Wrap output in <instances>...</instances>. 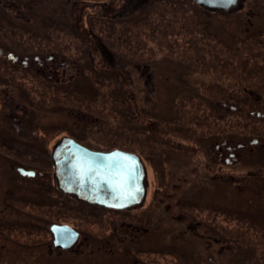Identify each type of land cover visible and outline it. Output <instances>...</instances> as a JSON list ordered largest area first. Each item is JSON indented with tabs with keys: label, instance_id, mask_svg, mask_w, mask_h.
<instances>
[{
	"label": "flooded vegetation",
	"instance_id": "obj_1",
	"mask_svg": "<svg viewBox=\"0 0 264 264\" xmlns=\"http://www.w3.org/2000/svg\"><path fill=\"white\" fill-rule=\"evenodd\" d=\"M150 1L153 0H106L93 1L90 5L95 14L126 23L131 21L132 14L143 12ZM260 1L264 0H239L226 10L204 7L208 15L218 13L219 19L215 20L213 15L210 21L196 19V26L231 50L218 36L227 31L228 20L224 16L242 17L235 29L234 38L240 43L237 48L243 47L245 38H255L261 44L264 2ZM59 2L70 3L73 8L79 0ZM57 4L58 1L47 0H0V8L2 5L9 12L5 17L0 16V264H264V166L260 158L264 157V137L261 135L235 138L222 132L212 133L209 126L197 132L190 125L187 131L193 140L184 141L186 138L181 137L182 142L169 143L172 134L165 135V129L160 127L156 133V144L160 146L155 155L157 168L137 151L112 148L139 155L145 166L143 200L129 208L92 204L59 188L53 152L47 150L55 149L64 137H69L67 132L81 143L77 134L69 132L72 130L68 115L75 119L77 131L84 128L82 119L92 116L77 107L57 120L59 126H47L48 116L54 114L47 112L54 107L47 105V99L53 97L61 102L58 97L65 95L56 93L57 90L75 83L83 70L79 56L68 57L61 49L47 50V5L53 12L58 10ZM65 13L68 17L67 9ZM244 16L250 25L245 34L252 33L246 36L240 28L244 26ZM207 22L213 24V29ZM71 24L75 27L74 22ZM3 25L9 28L3 29ZM261 53L264 48L258 54ZM258 58L264 60L263 55ZM243 60L240 57L239 65ZM215 64H225L224 58L220 57ZM134 68L145 84L153 83L150 64L135 63ZM254 68L249 73L252 70L255 73ZM253 77L260 89L251 90L256 97L252 102L259 107L256 101L261 97L260 92H264V71ZM176 81L178 92L183 95L196 92L192 85L195 79ZM188 84L194 90L187 89ZM239 84L237 99L242 101L245 96ZM47 87L53 91L51 97H47ZM198 98L205 100L200 95ZM214 103L218 110L209 106L195 113V118L199 115L210 123L207 118L213 112L222 118L229 107L236 109L219 99ZM251 113L264 117L261 110ZM180 128L183 127L168 129L183 134ZM57 132H65L60 141L47 142L49 135ZM175 156L189 158L188 175L170 168ZM243 161L252 166L245 175L228 173L229 166ZM192 180L198 183L191 188ZM244 181L248 182L247 186L242 184ZM212 184L217 190L211 188ZM218 184L222 187L217 188ZM229 184L235 189L228 190Z\"/></svg>",
	"mask_w": 264,
	"mask_h": 264
},
{
	"label": "rangeland",
	"instance_id": "obj_2",
	"mask_svg": "<svg viewBox=\"0 0 264 264\" xmlns=\"http://www.w3.org/2000/svg\"><path fill=\"white\" fill-rule=\"evenodd\" d=\"M47 1H58V10L53 12L47 5V50L61 49L72 58L77 55L83 67L75 83L57 90L56 93L65 95L58 97L62 103L50 96L53 91L47 87V97H51L47 99V105L54 106L47 110L54 113L47 115V126H59L57 120L63 114L82 107L80 110H83L85 115L92 116V119H82V131H77L75 119L68 115V124L72 130L69 132L77 134L81 143L100 150L119 147L137 151L147 157L155 168L158 167L155 163H159L155 155L156 148L160 147L156 144V133L160 127L165 129V135L172 134L173 137L170 135L167 140L169 143H176L185 138L184 141L193 140L187 131L190 125H193L197 132H202L209 126L212 133L222 132L228 137H264V117H256V114L251 113L252 110L264 111V92H260L261 97L256 101L259 107L253 104L252 98L256 97L252 96L254 94L251 92L253 88L260 89L253 75L262 74L264 71V60L258 58L259 55L264 56V53L258 54L264 48V37L260 39L261 44L256 43L255 38H245L243 47L240 48L243 50L237 48L240 43H236L237 39L234 38L235 29L242 17L224 16L228 20L227 31L222 30L223 33L219 31L220 35L217 34L232 47L230 50L197 28L196 19L210 21L213 16L215 20L219 17L216 16L218 13L208 15L204 10L206 7L195 3L194 0L150 1L143 12L132 14L133 18L126 23L93 12L90 2L106 0H79L75 2V11V6L71 8L70 3L66 5L61 4L60 0ZM253 3L255 5L256 1ZM65 9L69 13L68 17ZM8 14L6 8L1 5L0 16L5 17ZM72 22L75 27L71 26ZM244 22V26L240 28L244 29L245 34L246 28L250 26L245 16ZM207 25L213 29L212 23L207 22ZM3 26V29L9 28L8 25ZM250 34L252 33L245 36ZM220 57L224 58L225 64L216 66L215 61L220 60ZM240 57L244 60L239 65ZM135 63L150 64L154 74L153 83L145 84L140 73L134 68ZM253 66L256 72L253 73L252 70L249 73ZM188 77L195 79L192 85L196 92L183 95L178 92L176 79L182 81ZM207 79L213 83L206 82ZM238 84L245 96L242 101L237 99ZM189 88L191 86L188 84L187 89ZM199 95L205 97L206 101L198 98ZM215 99L226 101L236 109L229 107L222 118H217L218 115L213 112L212 116L207 118L210 123L199 115L195 118V113L199 114V110H207L209 106L218 110ZM175 127H183L178 129L183 134H175L173 130L168 129ZM64 133L50 134L47 142L53 144L60 141ZM66 135L71 136L68 132ZM49 151L54 153L52 148L47 150V153ZM196 158L200 157L197 155ZM260 158L263 159L264 166V157ZM174 161L175 165L170 164L173 172L189 174V158L187 160L186 156L181 159L175 156ZM249 167L252 166L243 161L229 166L228 173L245 175L250 170ZM197 183L192 180L191 188ZM242 184L247 186L248 182L244 181ZM221 187L218 184L217 188ZM211 188L217 190L214 184ZM227 189L235 188L229 184Z\"/></svg>",
	"mask_w": 264,
	"mask_h": 264
},
{
	"label": "water",
	"instance_id": "obj_3",
	"mask_svg": "<svg viewBox=\"0 0 264 264\" xmlns=\"http://www.w3.org/2000/svg\"><path fill=\"white\" fill-rule=\"evenodd\" d=\"M211 10H226L239 0H194ZM59 188L92 204L125 209L145 194V166L139 155L121 149L93 150L64 137L54 149Z\"/></svg>",
	"mask_w": 264,
	"mask_h": 264
}]
</instances>
